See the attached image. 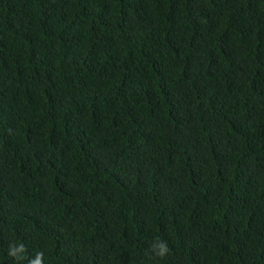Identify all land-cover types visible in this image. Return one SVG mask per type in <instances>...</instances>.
Instances as JSON below:
<instances>
[{
    "label": "trees",
    "instance_id": "1",
    "mask_svg": "<svg viewBox=\"0 0 264 264\" xmlns=\"http://www.w3.org/2000/svg\"><path fill=\"white\" fill-rule=\"evenodd\" d=\"M39 252L264 264V0H0V264Z\"/></svg>",
    "mask_w": 264,
    "mask_h": 264
},
{
    "label": "clouds",
    "instance_id": "2",
    "mask_svg": "<svg viewBox=\"0 0 264 264\" xmlns=\"http://www.w3.org/2000/svg\"><path fill=\"white\" fill-rule=\"evenodd\" d=\"M151 251L155 254V256L159 258H164L168 253L169 249L167 246V242L163 240H159L157 238V242L153 243L151 246ZM26 251V248L23 244H20L13 248V246H9V256H12L17 259H23L24 257L22 255H17V253L22 254ZM42 258H43V253L39 252L36 254L35 259H30L28 264H42Z\"/></svg>",
    "mask_w": 264,
    "mask_h": 264
}]
</instances>
